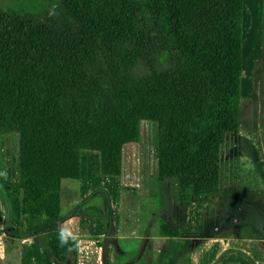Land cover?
Returning a JSON list of instances; mask_svg holds the SVG:
<instances>
[{"label": "trees", "instance_id": "16d2710c", "mask_svg": "<svg viewBox=\"0 0 264 264\" xmlns=\"http://www.w3.org/2000/svg\"><path fill=\"white\" fill-rule=\"evenodd\" d=\"M55 1L56 21L0 10V134L17 135L14 237L34 236L42 264H75L57 231L60 181L78 177L81 150L119 175L140 120L156 123V178H175L179 201L217 192L237 131L242 0Z\"/></svg>", "mask_w": 264, "mask_h": 264}, {"label": "rangeland", "instance_id": "374dc122", "mask_svg": "<svg viewBox=\"0 0 264 264\" xmlns=\"http://www.w3.org/2000/svg\"><path fill=\"white\" fill-rule=\"evenodd\" d=\"M241 8L242 76L237 107V131L226 134L221 145L219 177L220 183L223 184V180H228L229 175L233 180V175L235 179L236 174L242 178L244 185L255 186L261 184L260 179L264 184V169H259L260 164L248 158L257 153L253 146L258 148V158L259 155L264 154V146L261 143L264 140V0H242ZM0 10L28 14L40 20L61 19V10L55 0H0ZM138 131L136 141L122 145L121 165L127 179L138 186L136 188H149V190L144 195L137 191L134 195L123 192L122 198L120 196L121 206L118 218L121 222L119 227L122 228V237L116 240L115 255L108 264H144L142 261L144 257L141 256L149 253V244L151 245V263L160 264L164 261V256L161 251H157V248H163V243H166V250H170L167 253H171L172 246L176 243L151 240L156 235L158 223L161 222L159 208L167 207L171 200L175 202L176 180L170 178L158 181L156 178V123L140 120ZM94 154L97 177L99 159L96 151ZM253 159L255 160L256 157ZM90 167V171L95 173L93 164H90ZM93 179L94 183H98V179L95 177ZM64 180H67L69 185L75 181L62 179L61 184ZM102 188L106 187L102 186ZM151 188L153 190H150ZM155 188H159V191L157 192ZM164 188H168L167 192ZM88 200L87 205L95 207L93 210L99 213L103 226H106L114 209L110 195L106 196L101 190L96 189ZM1 211H3L2 229L6 231V234L0 239V264H42L41 249L36 239L20 243V239L15 238V235L12 238L5 230L9 228L8 231H10L11 224L15 220L18 223L19 217L17 135L15 133L0 134V216ZM178 243H181L182 247L186 244L183 240ZM203 252L201 249L200 254ZM212 254L214 252L207 250L204 253L207 257L205 260L209 262ZM91 258L96 261L95 264L104 262L102 254L100 259L93 254Z\"/></svg>", "mask_w": 264, "mask_h": 264}, {"label": "crops", "instance_id": "0c3cea01", "mask_svg": "<svg viewBox=\"0 0 264 264\" xmlns=\"http://www.w3.org/2000/svg\"><path fill=\"white\" fill-rule=\"evenodd\" d=\"M261 143L264 146V140ZM253 148L257 153L248 158L254 163L257 161L260 164L259 169H264V154L258 158V148ZM94 160V151L81 150L78 177L73 179L75 181L70 185L67 180L62 184L60 181L59 184L57 231L75 241V264H95L96 261L91 258L92 254L99 259L102 254L103 264L110 263L115 255L116 240L122 237V228L119 227L121 222L118 218L120 196L122 198L123 192L134 195L137 191L144 195L149 190L136 188L138 186L127 179L122 165L119 175H102L98 171L96 177ZM90 164H93L95 173L90 171ZM236 176L235 174L234 179L233 175L231 180L229 175V179H224L223 184L220 183L219 177L217 192L201 194L195 202L179 201L176 192L175 202L171 200L167 207L159 208L161 222L158 223L156 235L151 240L161 243L176 242L171 253H167L170 250H166V243H163V248H157L164 256V261L160 264H204V261L205 264H264V184L260 179V185H244L242 178ZM93 177L98 179V183H94ZM96 189L106 196L110 195L112 199L113 214L107 220L106 226H103L99 213L93 210L95 207L87 205L88 197H91ZM155 189L159 191V188ZM167 189L164 188L166 192ZM128 203L130 204L129 199ZM1 212L0 239L6 234L2 229L3 211ZM161 225L177 230V235H161ZM5 230L13 238L18 231L16 220L11 224L10 231L9 228ZM33 239L34 236H29L19 242L25 243ZM182 240L186 242L183 247L178 243ZM148 247L151 251L150 244ZM201 249L203 254H200ZM207 250L214 252L209 262L205 260L206 255L204 256Z\"/></svg>", "mask_w": 264, "mask_h": 264}]
</instances>
